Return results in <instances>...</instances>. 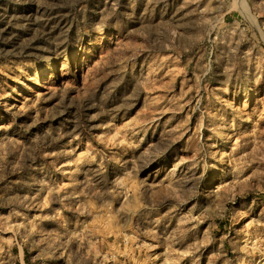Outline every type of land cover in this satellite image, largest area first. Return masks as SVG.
<instances>
[{"label": "rangeland", "instance_id": "1", "mask_svg": "<svg viewBox=\"0 0 264 264\" xmlns=\"http://www.w3.org/2000/svg\"><path fill=\"white\" fill-rule=\"evenodd\" d=\"M0 264H264V0H0Z\"/></svg>", "mask_w": 264, "mask_h": 264}]
</instances>
